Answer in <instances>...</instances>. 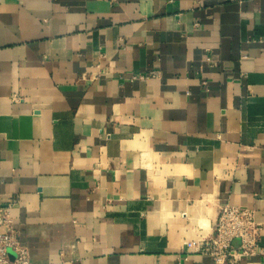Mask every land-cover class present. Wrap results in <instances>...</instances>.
<instances>
[{
  "label": "crops",
  "instance_id": "0c3cea01",
  "mask_svg": "<svg viewBox=\"0 0 264 264\" xmlns=\"http://www.w3.org/2000/svg\"><path fill=\"white\" fill-rule=\"evenodd\" d=\"M227 205L264 250V0H0V208L33 264H214L186 245Z\"/></svg>",
  "mask_w": 264,
  "mask_h": 264
},
{
  "label": "built area",
  "instance_id": "2783aa9c",
  "mask_svg": "<svg viewBox=\"0 0 264 264\" xmlns=\"http://www.w3.org/2000/svg\"><path fill=\"white\" fill-rule=\"evenodd\" d=\"M203 85L207 83L203 82ZM261 231L262 225L256 222L252 210L227 205L219 212L214 235L198 248L192 242L186 247L210 257L214 264H239L243 257L256 253L264 255V250H258ZM236 240L240 241L238 247L233 245ZM0 264H33L9 209L5 207L0 208Z\"/></svg>",
  "mask_w": 264,
  "mask_h": 264
},
{
  "label": "water",
  "instance_id": "95a60500",
  "mask_svg": "<svg viewBox=\"0 0 264 264\" xmlns=\"http://www.w3.org/2000/svg\"><path fill=\"white\" fill-rule=\"evenodd\" d=\"M233 245H234V247H238L240 245V241L239 240L234 241ZM11 256H12V258L14 257L13 255H11Z\"/></svg>",
  "mask_w": 264,
  "mask_h": 264
}]
</instances>
